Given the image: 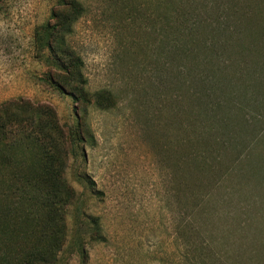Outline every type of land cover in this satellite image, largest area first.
Returning a JSON list of instances; mask_svg holds the SVG:
<instances>
[{
  "label": "rangeland",
  "instance_id": "rangeland-1",
  "mask_svg": "<svg viewBox=\"0 0 264 264\" xmlns=\"http://www.w3.org/2000/svg\"><path fill=\"white\" fill-rule=\"evenodd\" d=\"M77 1L83 9L60 37L72 53L60 52L58 64L37 50L36 27L53 24L67 6L0 0V117L16 102L29 104L19 111H50L68 193L57 216L65 236L46 259V204L34 198L40 187L0 180V264L30 252L43 255L41 264H191L195 241L217 251L222 264H264V104L216 89L236 134L222 149L215 138H226L223 130L207 137L204 146L217 156L209 154L210 172L192 161L196 144L204 148L196 143V120L204 125L212 111L205 110L208 99L197 103L205 82H195V60L181 46L194 8L223 14L230 0ZM250 6L264 34V0ZM260 39L252 44L242 32L208 71L233 73L239 55L260 61ZM6 131L9 138L18 127L9 119ZM228 166L234 169L224 174Z\"/></svg>",
  "mask_w": 264,
  "mask_h": 264
},
{
  "label": "trees",
  "instance_id": "trees-1",
  "mask_svg": "<svg viewBox=\"0 0 264 264\" xmlns=\"http://www.w3.org/2000/svg\"><path fill=\"white\" fill-rule=\"evenodd\" d=\"M251 1L230 0V4L223 14H220L219 11H199L198 8L193 10L194 22L189 27L190 39L182 43L181 49L184 54L190 51L189 55L195 60L193 72L195 82H205L203 84L205 87L201 89L204 90V94L196 95V92L194 94L197 103L208 99L205 110L212 111V115L204 125H197V120L195 123L196 143L202 142L201 146L207 145L206 139L208 136H212L214 131L223 130L224 136H226V138L221 137V139L215 138L217 143H223L220 146L221 149L223 146H229L236 134V122L231 113L224 112V102L221 101V96L219 97L216 89L225 93H236L235 97L232 98L240 95L249 103L258 104L261 102L264 104V93H262L264 90V66H262L264 64V34L258 33V28L253 26L254 21L250 20ZM60 2L67 7L53 14L55 22L43 24L40 32L36 27L37 50L42 53L46 49L57 62L59 58L61 59L60 52L65 55L72 53L70 49L62 48L66 43L63 39L60 40V37L63 38L61 33L64 30H70L83 9L77 0H60ZM68 7L69 9H67ZM182 14L184 16L185 11H182ZM185 29L184 26L181 31L183 32ZM242 32H247L251 36L250 43L252 44L260 39L259 36H262L261 42L256 45L260 61L239 55L233 73H219L223 71L222 68H219L218 73L208 71L212 63L214 67H219L216 66L214 60L219 59L225 51L229 50L231 41ZM203 52H207L209 55L203 56ZM58 64L61 63L58 62ZM63 65L67 73H71L66 63ZM75 99L85 101L88 97L75 94ZM97 101H100L99 98ZM11 106H14L15 110H5L3 118L0 117V180L3 181V184L13 187H40L42 193L34 195V198L42 199V204H46V218L41 224V233L45 238V244H47V259V257H54V253L58 250L57 247L62 245L65 236L64 225L58 222L57 216L60 204L66 195L68 196V193H62L61 187L64 186V183L58 176L60 158L54 153L55 143L51 142L55 140L52 132L56 133L58 126L54 118L50 119L49 110V112L45 109L19 111V107L29 106L28 103L24 104L23 102L20 104L16 102ZM234 106L236 111L243 112L242 106ZM2 107H6V105L0 108ZM223 112L224 114H222ZM244 114L247 113L244 112ZM44 117L46 120L43 119ZM9 119L12 124H15V127H18V131L13 132L8 138L6 123ZM23 122L24 128L21 127ZM228 135L231 140H229ZM19 141L23 143L17 147ZM227 143L228 145H226ZM206 148L207 146L202 148L196 144L192 152L194 167L200 173L210 172L212 168L210 162L212 154L208 153ZM211 149L218 150L215 145ZM18 155H21V158ZM212 158L217 159V156L212 155ZM227 169L229 171H225L224 174L232 171L234 166L231 168L228 166ZM4 181L6 182L4 183ZM1 222L3 221L1 220ZM194 247V259L191 264H222L219 253L210 248L209 245L199 244L195 241ZM40 257L43 255H34L30 252L25 254L24 258L16 260L15 264H41Z\"/></svg>",
  "mask_w": 264,
  "mask_h": 264
}]
</instances>
